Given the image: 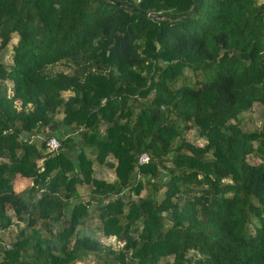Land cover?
Masks as SVG:
<instances>
[{
    "label": "trees",
    "instance_id": "obj_1",
    "mask_svg": "<svg viewBox=\"0 0 264 264\" xmlns=\"http://www.w3.org/2000/svg\"><path fill=\"white\" fill-rule=\"evenodd\" d=\"M9 208L0 264H264V0H0Z\"/></svg>",
    "mask_w": 264,
    "mask_h": 264
},
{
    "label": "rangeland",
    "instance_id": "obj_2",
    "mask_svg": "<svg viewBox=\"0 0 264 264\" xmlns=\"http://www.w3.org/2000/svg\"><path fill=\"white\" fill-rule=\"evenodd\" d=\"M13 36L14 37H13L12 41H15L17 39L16 33ZM10 55H11V48L8 46L7 50H5L3 52L1 59L4 61H9L11 58ZM83 60H84V56L79 55L77 57V61H76L75 66L77 65L78 62H82ZM55 64L56 65H55L54 71H56V70L68 71L67 64H65V62L63 60H60V61L56 62ZM189 70L190 69L187 68L188 72H189ZM47 73L48 74L53 73L52 66H49L47 68ZM16 104H17V106H19V102H17ZM261 111H262V105L259 102H255L251 109L243 112L244 119L247 121L246 128L253 129L254 127L259 126L262 123ZM186 136L190 140H192L193 142H195L197 144H203L205 141V139L203 137H200L198 135L195 127L189 129L186 133ZM248 160L252 163H255V162L259 161V158L252 155V154H249ZM95 167H93V169H94V171H96V174L101 173L100 175L103 177H106L107 179H111L114 177L113 170L110 169L109 167L104 165L103 169L101 168L98 172H97V170L99 167L97 165H95ZM16 182H17V185H16L14 190H17V189L20 190V188L26 187L30 183L29 180H26V179H23L20 182V178L17 179ZM143 192H144V190H143ZM7 213H9L12 216V222L9 226H7V228H5L3 231H0V244L7 243L8 241H11V237L19 231L20 227L23 226V221L18 220L10 208L7 209ZM86 226L87 227H85L84 231L90 232L94 235H96V234L98 235V228H97L98 227V219L96 217H93L92 219H88L86 221ZM101 239H102V241H104L106 243H111L115 247L120 244L119 241L114 236L101 237ZM86 260L87 261H84V263H82V264H90L91 261H88V260H92V259H86ZM80 263L81 262H78V261L75 262V264H80Z\"/></svg>",
    "mask_w": 264,
    "mask_h": 264
},
{
    "label": "built area",
    "instance_id": "obj_3",
    "mask_svg": "<svg viewBox=\"0 0 264 264\" xmlns=\"http://www.w3.org/2000/svg\"><path fill=\"white\" fill-rule=\"evenodd\" d=\"M59 140L56 136H50L46 141V148L48 151L55 152L59 148ZM148 161V155L146 153H142L138 157V162H147Z\"/></svg>",
    "mask_w": 264,
    "mask_h": 264
},
{
    "label": "crops",
    "instance_id": "obj_4",
    "mask_svg": "<svg viewBox=\"0 0 264 264\" xmlns=\"http://www.w3.org/2000/svg\"><path fill=\"white\" fill-rule=\"evenodd\" d=\"M53 72H54V70H53ZM70 94H72V91L71 90H66V91H64V93H63V96L66 98L68 95H70ZM68 129L67 128H64V129H62V133L63 134H68ZM69 153V152H68ZM42 162V159H39L38 160V163L40 164ZM96 168V167H95ZM20 178V182H21V180H23V179H26V180H29V182L31 183V181H30V178H26V177H17L16 179H15V181H14V189H15V187H16V185H17V179H19ZM29 183V184H30ZM25 184V183H24ZM28 184V185H29ZM26 186V185H25ZM24 187H22V188H20V190H22ZM19 189H17L16 191H20Z\"/></svg>",
    "mask_w": 264,
    "mask_h": 264
},
{
    "label": "water",
    "instance_id": "obj_5",
    "mask_svg": "<svg viewBox=\"0 0 264 264\" xmlns=\"http://www.w3.org/2000/svg\"><path fill=\"white\" fill-rule=\"evenodd\" d=\"M117 3H119V2H117ZM196 5V4H195ZM194 8V7H193ZM192 8V9H193ZM6 247H11L12 246V244L11 243H6V245H5Z\"/></svg>",
    "mask_w": 264,
    "mask_h": 264
},
{
    "label": "clouds",
    "instance_id": "obj_6",
    "mask_svg": "<svg viewBox=\"0 0 264 264\" xmlns=\"http://www.w3.org/2000/svg\"><path fill=\"white\" fill-rule=\"evenodd\" d=\"M17 102H19V101H17ZM20 103V102H19ZM56 152V151H55Z\"/></svg>",
    "mask_w": 264,
    "mask_h": 264
}]
</instances>
